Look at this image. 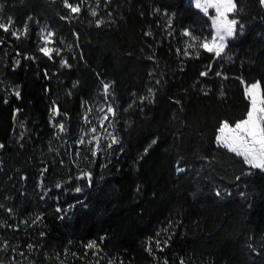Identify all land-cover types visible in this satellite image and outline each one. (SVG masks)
<instances>
[{
	"label": "trees",
	"instance_id": "1",
	"mask_svg": "<svg viewBox=\"0 0 264 264\" xmlns=\"http://www.w3.org/2000/svg\"><path fill=\"white\" fill-rule=\"evenodd\" d=\"M69 2L81 3L73 19H61L62 0H0L13 20L0 30V264H264V172L215 139L245 117L241 79L264 88L263 5L236 0L243 30L217 59L198 46L183 54L185 30L212 31L190 0ZM43 26L60 50L51 59ZM101 102L118 143L99 137L93 157L82 114Z\"/></svg>",
	"mask_w": 264,
	"mask_h": 264
},
{
	"label": "snow or ice",
	"instance_id": "2",
	"mask_svg": "<svg viewBox=\"0 0 264 264\" xmlns=\"http://www.w3.org/2000/svg\"><path fill=\"white\" fill-rule=\"evenodd\" d=\"M63 6L69 9L68 16H61V19H73L75 18L72 14L79 15L81 11V3H70L69 0H62ZM100 0H96L97 7H99ZM110 2V0H108ZM261 5H264V0H259ZM194 5L197 9H199L205 17H207L211 22V34L206 37L195 36L189 30H185L182 35L190 38V43H188L184 50V55L189 56V48H196L197 46L203 49L205 52L214 54V58H221L225 54V50L229 46V41L234 39L237 35L238 30L242 32L243 25L239 24V21L235 18L234 14L237 11H243V9H238L236 0H194ZM210 10L214 11V15H210ZM89 15L93 18L97 17L98 12L96 8L89 9ZM111 13H109V16ZM31 19V17H29ZM96 27H100L105 23L104 19H99L95 21ZM169 25H171V21H168ZM13 25V20L11 17H8L5 21L3 18H0V30H3L5 33L9 32L10 28ZM239 25V29H238ZM44 29L41 30V39L44 41L43 47L39 49L40 52L43 53L44 56L49 59L52 58V52H56L57 55L60 54V50L58 48H49L47 46L48 42L55 35L52 31H47L45 34ZM28 32L27 23L24 24L23 29H12L11 35L13 38L19 40L21 36H26ZM146 35H152L151 32L146 33ZM2 43V41H0ZM179 49L177 50L179 54ZM197 58L199 57V52L196 53ZM151 59V57H149ZM231 59V57H228ZM62 67H70L67 61L62 59L60 61ZM16 64H19V61H16ZM211 66H209L210 69ZM207 72H202L201 76H206ZM216 75H221V73L217 72ZM227 77H225L226 79ZM103 85L104 95H109V89L111 87L110 84L101 82ZM241 83L245 84L244 94L246 99L249 101V107L246 111L245 117L236 121L234 123H230L228 121H223L218 127V134L216 135V143L218 147L226 149L229 153H234L236 157L242 158L243 163L245 165L250 166L252 169H259L261 172H264V88H262L261 83L259 81L252 83L251 85H247L243 79H241ZM151 94L152 90L149 89V96L142 98V100L147 99L151 102ZM207 94V93H205ZM17 97H19V91L16 92ZM54 111H56L54 109ZM101 111H104L101 109ZM107 113H111L113 116L115 112L111 106L107 107ZM86 122L87 117H85ZM108 120V116L104 115L100 118L99 124L101 127L104 126L105 121ZM60 130L64 129V124L60 123L58 125ZM91 133H96L97 128L92 127L89 129ZM87 135V133H85ZM111 137V142L106 145L107 148H111L114 144L118 143V140L115 136H112L111 133L108 134ZM93 141H95V146L90 147L89 151H91L92 156L95 157L97 153L101 150V145L99 143V136H92L91 139L87 141L88 145H92ZM85 143L84 135L80 137L77 141L78 145H82ZM155 143V141H153ZM3 145H0L2 148ZM76 155L79 156V151L76 152ZM45 169L44 171H46ZM178 172H183V168H177ZM83 175H87L90 178L89 173H84ZM78 179L82 177H77ZM57 188H60L61 185L58 183L56 185ZM76 192H80L81 189L77 187L75 189ZM218 196L219 192L216 193ZM57 212H61L62 209L57 207ZM40 219V217H37ZM44 233H41L43 236ZM160 235V233H157ZM167 241H165V244ZM157 248H160V241L156 242ZM29 249L33 248L32 244L27 246ZM85 255H87V249H96V252H93V256H97L100 251L96 241H90L86 246ZM149 253H151L152 249H147ZM163 250V249H161ZM68 249H65V254H67ZM20 255H24L20 253ZM73 256H76V253H72ZM109 264H113L110 260ZM167 264V261H165ZM181 264H184L181 261Z\"/></svg>",
	"mask_w": 264,
	"mask_h": 264
},
{
	"label": "rangeland",
	"instance_id": "3",
	"mask_svg": "<svg viewBox=\"0 0 264 264\" xmlns=\"http://www.w3.org/2000/svg\"><path fill=\"white\" fill-rule=\"evenodd\" d=\"M190 2L194 5V0H190ZM194 7H195V5H194ZM197 10H199V9H197ZM210 11H212L214 13L213 10H210ZM42 29L46 30L45 34H46L47 31H49V29L47 27H44V26L40 27V29H39V37H40V41H41V47L45 46L44 45V41L41 39V30ZM47 46L49 48H53L52 47V39L48 42ZM108 106H111V104H108L106 102H101L100 104L97 105L95 113L90 107H86L85 109H83V114L82 115H83V118L87 117V121H88L87 123H89L88 132L90 134H93V136L95 135V136L103 137L104 139H106L110 143L111 142V137L108 134L111 133L112 136H113V132H112V127H111V121L109 119V116L112 115V114L111 113H107V107ZM101 109H103L104 111H101ZM104 115L108 116V120L105 121L104 126L101 127L100 124H99V120ZM94 120H96V121H94ZM92 127H96L97 128V132L96 133H91L89 131V129L92 128Z\"/></svg>",
	"mask_w": 264,
	"mask_h": 264
},
{
	"label": "crops",
	"instance_id": "4",
	"mask_svg": "<svg viewBox=\"0 0 264 264\" xmlns=\"http://www.w3.org/2000/svg\"><path fill=\"white\" fill-rule=\"evenodd\" d=\"M263 7H264V5H263Z\"/></svg>",
	"mask_w": 264,
	"mask_h": 264
}]
</instances>
